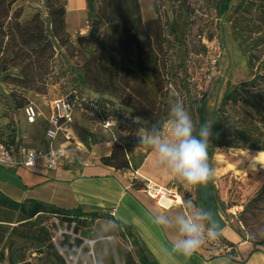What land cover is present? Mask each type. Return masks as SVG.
<instances>
[{
	"label": "trees",
	"instance_id": "16d2710c",
	"mask_svg": "<svg viewBox=\"0 0 264 264\" xmlns=\"http://www.w3.org/2000/svg\"><path fill=\"white\" fill-rule=\"evenodd\" d=\"M18 1L0 0V74L4 82L13 86L8 95L13 110L20 111L23 122L22 108L29 103L26 93L45 94L49 86L56 83L69 101L71 127L83 144L93 134L75 122L73 111L84 88L100 95L109 94L122 107L117 111L131 108L143 121L167 118L170 101L177 97L187 104L189 111L199 112L206 98L205 92L191 94L186 85L183 95L177 93L179 85L173 78L176 75L171 72L169 54L171 49L186 48L185 32L193 23L189 0H153L154 17L146 21L142 19L139 0H100L99 5L96 0H86L89 30L86 36L78 34L75 41L66 29V0H42L51 34L59 49L47 35L40 12L23 16V8L16 6ZM255 2L264 17V0H240L236 4H231L230 0H216L214 9L217 17H222L232 8L236 13L248 3ZM166 3L171 7L170 17ZM262 44L264 34L251 38L249 45L238 43L247 56L251 78L241 84L245 91L234 88L223 96L214 113L213 148L264 153V72L257 68L253 71L258 59L257 50ZM74 57L79 59L73 61ZM10 68H15L16 72H11ZM142 72L149 73L151 83L143 78ZM240 107L246 116L236 114L233 118L231 113ZM89 109L102 120L115 115L113 102L102 97L91 103ZM6 115L0 114V118ZM20 141L17 122L10 119L0 126V142L16 146ZM125 147L123 142L114 143L109 155L100 158L101 163L115 170L129 169ZM131 183L137 187L136 180ZM260 214H264V186L244 205L240 219L252 230L253 220ZM43 217H54L68 226L73 224L74 231L84 230L88 237H93L88 230L96 220L108 219L115 222L113 224L120 235L131 238L135 247L133 251H122L123 264H156L149 259L131 228L108 213L83 211L79 206L59 207L35 199L16 201L0 191V243L12 236L52 248ZM259 241L255 243L264 245V240ZM80 243L79 239H74L71 247ZM52 250L59 259L57 252ZM231 255H234L233 249ZM17 262L30 264L23 258Z\"/></svg>",
	"mask_w": 264,
	"mask_h": 264
},
{
	"label": "rangeland",
	"instance_id": "374dc122",
	"mask_svg": "<svg viewBox=\"0 0 264 264\" xmlns=\"http://www.w3.org/2000/svg\"><path fill=\"white\" fill-rule=\"evenodd\" d=\"M189 1L193 9L191 17L193 23L190 29L185 32L186 48L175 49V51L171 49L169 52L172 64L171 72L176 75L173 78L179 85L177 93L181 92L183 95L186 85L191 94L205 92L206 98L198 113L189 111L187 104H183L197 125L205 120L213 122L208 152L210 162L215 168V177L209 186L213 192L217 210L226 221L227 229L239 234L240 238L253 245L264 247L260 243H255L264 240V236L257 234L260 228H264V214H260L253 220L252 230L247 228L240 219V212L244 205L260 187L264 186V153L246 149L211 147L214 135V113L223 96L234 88L245 91L241 84L251 78L247 56L238 43L249 45L251 38L264 34V17H262L256 2L248 3L245 8H241L236 13L232 8L222 17H217L214 9L216 0ZM99 2L100 0H96V5H99ZM152 2L153 0H139L142 19L145 21L154 17ZM16 6L23 8V16L39 11L44 20L47 35L59 49L50 31L49 17L44 2L42 0H20ZM165 7L170 17L171 7L167 3ZM65 21L66 29L71 34L73 41L78 34L87 35L89 30L87 11L86 17L77 12H69ZM80 27H85L83 32H79ZM255 31H259V33L256 34ZM209 37L210 39H208ZM141 50H144L143 46H141ZM257 51L258 59L253 71L257 68L260 72H264V44ZM72 59L75 61L79 58ZM132 68L137 71L134 64H132ZM10 71L16 72L15 68H10ZM140 74L147 82L151 83L149 73L142 72ZM10 88L13 86L4 82L2 74H0V114H7L0 118V126L12 119L14 123L17 122L20 134L24 137H29L30 134L34 135L31 141L36 144L38 140L33 131L40 132L42 135L43 129L39 125L33 126L32 129L24 124L20 111L12 108V101L8 95ZM26 96L29 103L34 104L44 115H47L50 112V102L55 98L65 97V93L59 83H56L49 86L45 94L27 92ZM100 97L113 102L114 116L102 120L89 109L91 103ZM117 108L122 107L118 104V100L109 94L100 95L88 88L82 90L76 99L73 116L75 122L86 127L93 137L83 144L84 151L78 154V158L76 157L77 164L101 163L100 158L109 155L116 142H123L126 147L130 148H141L144 150L141 151V155L147 156L148 165L145 167L148 176L160 185L176 188L183 195L184 200L191 199L199 206L196 191H186L171 174L156 166L153 153L147 148L139 146V138L136 135L138 129L151 127L156 121H143L131 108H124V112L117 111ZM234 112L231 113L233 118H236L238 114L246 116L242 107L237 108ZM42 120L41 117L40 121ZM106 120L110 121V125L107 127H105ZM130 161H132L131 156ZM130 161L129 169H131ZM136 186L137 188L141 186L140 181H137ZM42 221L48 228L50 244L57 252L59 259L52 248L49 249L30 240L8 236L0 243V264H12V262L20 264L17 261L21 258L30 264H123L122 251L135 249L131 244V238L120 235L114 224L105 218L96 220L90 226L88 231L93 237L85 235L87 232L84 230L74 231L73 224L70 226L61 224L54 217H43ZM221 232V236H223L224 233ZM74 239H79L81 243L71 247V244H74ZM105 241H107L106 246L104 245Z\"/></svg>",
	"mask_w": 264,
	"mask_h": 264
},
{
	"label": "crops",
	"instance_id": "0c3cea01",
	"mask_svg": "<svg viewBox=\"0 0 264 264\" xmlns=\"http://www.w3.org/2000/svg\"><path fill=\"white\" fill-rule=\"evenodd\" d=\"M238 1L240 0H230L231 4H236ZM86 11V0H66V16L69 12H77L86 17ZM85 27H80L79 32H83ZM49 115L50 112L47 115L42 113L34 125L24 122L32 129L33 126H41L43 134L33 131L38 140L36 144L31 141L34 135L24 137L20 134L22 146L47 149L50 145L56 146L62 143L61 134H58L52 142L44 135ZM41 117L42 121H40ZM125 150L129 161L130 156L132 161H130L131 169L124 171L115 170L102 163L77 164L78 155L72 164H66L58 170H46L41 164L33 169L0 166V191L16 201L35 199L59 207L79 206L83 211L108 213L131 228L149 259L156 264H264V247L253 245L230 229L223 232V237L232 246L234 255H212L205 243L191 256L186 257L175 252L171 244L175 233L163 231L154 224L150 213L167 211L169 214H174L182 210L181 205L163 206L150 198L141 188L133 187L131 181L134 178L140 183L145 178L153 179L148 176L145 167L148 165L147 156L141 155V151L144 150L138 147H126ZM83 151L84 147L81 148L80 153Z\"/></svg>",
	"mask_w": 264,
	"mask_h": 264
},
{
	"label": "clouds",
	"instance_id": "9594fccd",
	"mask_svg": "<svg viewBox=\"0 0 264 264\" xmlns=\"http://www.w3.org/2000/svg\"><path fill=\"white\" fill-rule=\"evenodd\" d=\"M212 124L211 120H205L197 125L177 97L170 101L165 120L156 121L151 127H140L136 135L139 146L154 154L156 166L171 174L186 191L192 192L206 189L215 177L208 152ZM181 209L174 214L153 211L150 216L163 231L175 233L172 248L187 257L198 252L205 242L216 241L222 232L213 213L193 200L182 201ZM257 234L264 236V228Z\"/></svg>",
	"mask_w": 264,
	"mask_h": 264
},
{
	"label": "built area",
	"instance_id": "2783aa9c",
	"mask_svg": "<svg viewBox=\"0 0 264 264\" xmlns=\"http://www.w3.org/2000/svg\"><path fill=\"white\" fill-rule=\"evenodd\" d=\"M69 108L70 104L67 98L53 99L50 102V115L44 130V135L50 142L54 141L58 134H61L62 143L56 146L50 145L47 149H33L22 146L20 143L16 146H7L0 142V166L33 169L41 164L46 170H58L66 164H72L84 145L71 127L72 118ZM41 115V111L32 103H28L22 108L24 122L28 125L36 124ZM109 125L110 121L106 120L105 127ZM134 180L136 179L134 178ZM139 188L158 204L165 197L171 201L170 204L181 205L184 201L183 195L176 188L157 184L151 179L145 178ZM177 195L182 198L181 202H177ZM205 244L212 255H231L233 249L223 236H220L216 241L205 242ZM70 258L72 257L70 256Z\"/></svg>",
	"mask_w": 264,
	"mask_h": 264
},
{
	"label": "water",
	"instance_id": "95a60500",
	"mask_svg": "<svg viewBox=\"0 0 264 264\" xmlns=\"http://www.w3.org/2000/svg\"><path fill=\"white\" fill-rule=\"evenodd\" d=\"M195 191L197 194V202L199 206H203L206 209H209L213 213V216L217 221V223L219 224L221 231H223V229L226 227V221L221 217V215L217 210L214 201V195L210 186H208L206 189H198Z\"/></svg>",
	"mask_w": 264,
	"mask_h": 264
},
{
	"label": "bare ground",
	"instance_id": "6f19581e",
	"mask_svg": "<svg viewBox=\"0 0 264 264\" xmlns=\"http://www.w3.org/2000/svg\"><path fill=\"white\" fill-rule=\"evenodd\" d=\"M170 200L168 199V198H162L161 200H160V203L163 205V206H168V205H170ZM177 202H181V197L180 196H178L177 195ZM228 229L225 227L224 229H223V232L225 231H227Z\"/></svg>",
	"mask_w": 264,
	"mask_h": 264
}]
</instances>
